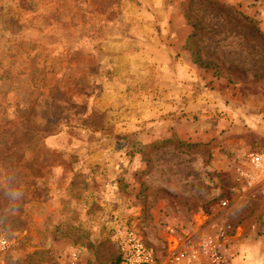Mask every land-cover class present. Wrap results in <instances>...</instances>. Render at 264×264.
Masks as SVG:
<instances>
[{
	"label": "rangeland",
	"instance_id": "374dc122",
	"mask_svg": "<svg viewBox=\"0 0 264 264\" xmlns=\"http://www.w3.org/2000/svg\"><path fill=\"white\" fill-rule=\"evenodd\" d=\"M260 152L264 0H0L6 264H116L125 228L264 262Z\"/></svg>",
	"mask_w": 264,
	"mask_h": 264
},
{
	"label": "built area",
	"instance_id": "2783aa9c",
	"mask_svg": "<svg viewBox=\"0 0 264 264\" xmlns=\"http://www.w3.org/2000/svg\"><path fill=\"white\" fill-rule=\"evenodd\" d=\"M249 162L257 181L264 185V152L251 154ZM116 242L119 250L117 264H201L202 259L206 264H232L211 237L204 239L197 248L190 247L185 254L177 256L171 253L164 257H158L154 249L129 228L118 232ZM9 249L10 241L0 231V264H6L5 257Z\"/></svg>",
	"mask_w": 264,
	"mask_h": 264
},
{
	"label": "crops",
	"instance_id": "0c3cea01",
	"mask_svg": "<svg viewBox=\"0 0 264 264\" xmlns=\"http://www.w3.org/2000/svg\"><path fill=\"white\" fill-rule=\"evenodd\" d=\"M244 241V242H243ZM240 243V255L235 258V262L237 264H249V260H252V258H255L256 256V250L252 248V244H249L248 240L246 238L239 240ZM264 253V252H263ZM240 259L241 263H238L237 260ZM257 264H264L263 261H257Z\"/></svg>",
	"mask_w": 264,
	"mask_h": 264
},
{
	"label": "trees",
	"instance_id": "16d2710c",
	"mask_svg": "<svg viewBox=\"0 0 264 264\" xmlns=\"http://www.w3.org/2000/svg\"><path fill=\"white\" fill-rule=\"evenodd\" d=\"M253 28L255 29V27L253 26ZM91 114H89L88 116H90ZM87 118V117H86ZM85 119V118H84ZM84 126H86V127H92V125L91 124H89V122H87V119H85L84 120ZM59 131V130H58ZM57 131V132H58ZM64 155H65V157H66V159L69 157L68 155H66L65 153H64ZM20 157V156H19ZM17 161V160H16ZM9 252L10 251H8V253L7 254H9ZM118 263V260H117V262H116V264Z\"/></svg>",
	"mask_w": 264,
	"mask_h": 264
}]
</instances>
